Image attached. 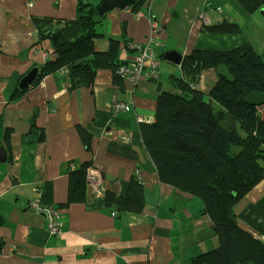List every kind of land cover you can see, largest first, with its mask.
<instances>
[{"label": "crops", "instance_id": "crops-1", "mask_svg": "<svg viewBox=\"0 0 264 264\" xmlns=\"http://www.w3.org/2000/svg\"><path fill=\"white\" fill-rule=\"evenodd\" d=\"M77 2L0 0V145L6 151L0 162V264H190L214 249L217 237L198 198L159 181L140 125L154 122L160 92H177L169 79L181 78V68L165 61V52L183 58L194 50L228 51L249 43L261 54L264 11L247 15L233 0H144L139 13L116 9L98 24L95 51L107 52L110 39L116 40L118 61L125 65L137 55L127 45L151 37L158 79L146 77L147 66L139 80L118 84L113 71L102 69L91 85L71 88L59 70L20 92L23 76L55 58L32 20H74ZM221 22L238 25L240 34L202 31ZM216 82L215 71L207 70L195 89L206 95ZM116 103L124 108L115 110ZM84 164L90 165L88 180L96 182L86 181L79 199L71 200L72 176ZM136 177L142 206L132 202L136 206L117 212L95 203L104 192L126 196ZM37 191L41 204L58 213L60 235H50L46 218L30 210ZM234 210L238 226L264 242V180Z\"/></svg>", "mask_w": 264, "mask_h": 264}, {"label": "trees", "instance_id": "trees-1", "mask_svg": "<svg viewBox=\"0 0 264 264\" xmlns=\"http://www.w3.org/2000/svg\"><path fill=\"white\" fill-rule=\"evenodd\" d=\"M143 1L130 9L139 13ZM233 1L247 15L264 11V0ZM97 7L78 0L74 20H32L38 39H49L55 55L33 82L62 70L71 88L85 87L93 83L98 70L108 69L121 84L117 70L124 63L118 61V41L110 39L107 52L94 49L95 40L101 37L97 26L104 19L97 14ZM202 31L237 35L241 29L221 22L204 25ZM221 64L234 78L232 84L217 76L208 94L195 89L203 72ZM180 68L181 78L169 79L177 92H160L154 122L141 124L140 135L159 181L198 198L211 221L218 244L191 259L190 264H264V242L238 226L234 210L238 201L264 180V116L259 115L264 104L244 102L249 93L264 92V52L257 53L249 43L228 51L199 49L183 57ZM232 148L239 150L232 154ZM89 168L84 164L77 173L73 171L71 200L82 194ZM142 195V183L136 177L126 196L104 192L95 203L122 212L136 206L132 202L142 206Z\"/></svg>", "mask_w": 264, "mask_h": 264}, {"label": "built area", "instance_id": "built-area-1", "mask_svg": "<svg viewBox=\"0 0 264 264\" xmlns=\"http://www.w3.org/2000/svg\"><path fill=\"white\" fill-rule=\"evenodd\" d=\"M151 27L152 30H155L156 29L155 23H152ZM152 42L153 39L150 37L145 44L142 45L129 44L130 49L137 51V55L134 57L132 62L122 65L118 68L117 74L121 79L130 78V80L137 81L141 78L142 71L147 66L148 68H150V70L146 77L148 79H154V80L158 79L159 77L158 57L152 50L151 47ZM123 108L124 106L120 103H116L114 105V109L117 111ZM95 179L96 178L91 177L88 180L87 177V181H88L87 183L89 185H94L96 182ZM29 208L33 213L37 215H42L46 218L47 229L50 235L56 236L61 234V223L58 217V213L56 212L55 209L43 206L40 203L39 191H37V197L30 202Z\"/></svg>", "mask_w": 264, "mask_h": 264}, {"label": "water", "instance_id": "water-1", "mask_svg": "<svg viewBox=\"0 0 264 264\" xmlns=\"http://www.w3.org/2000/svg\"><path fill=\"white\" fill-rule=\"evenodd\" d=\"M138 0H101L96 11L100 17L105 16L113 10H123L134 5ZM163 59L174 65H180L182 56L175 51H167L163 54ZM39 67L32 68L25 76H23L18 83V90L20 92L27 89L38 74ZM215 73L218 77L224 78L228 83H233L234 78L230 74L228 68L221 64L215 68ZM244 102L251 106H261L264 104V92H251L244 97ZM6 161V151L0 145V162Z\"/></svg>", "mask_w": 264, "mask_h": 264}, {"label": "rangeland", "instance_id": "rangeland-1", "mask_svg": "<svg viewBox=\"0 0 264 264\" xmlns=\"http://www.w3.org/2000/svg\"><path fill=\"white\" fill-rule=\"evenodd\" d=\"M101 1V0H100ZM100 3V2H99ZM229 35V34H228ZM263 109H264V106L263 107H261V109H260V117H263L264 116V111H263ZM238 148H232V154H234V153H237L238 152Z\"/></svg>", "mask_w": 264, "mask_h": 264}]
</instances>
